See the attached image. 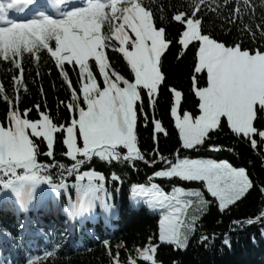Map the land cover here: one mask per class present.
Returning <instances> with one entry per match:
<instances>
[{"label":"snow or ice","instance_id":"6c2138e0","mask_svg":"<svg viewBox=\"0 0 264 264\" xmlns=\"http://www.w3.org/2000/svg\"><path fill=\"white\" fill-rule=\"evenodd\" d=\"M47 2L0 0V58L19 73L12 76L13 95L0 83V100L9 106L0 120V190L13 194L19 210L29 209L41 185L60 192L69 187L68 178L75 177L72 186L78 189V198L64 210L69 222L83 221L98 203L103 214L110 216L115 207L108 202V177L88 168L94 158L131 167L143 162L153 169L149 181L201 182L202 188L174 185L171 194L158 183L132 185L136 197L147 198L149 205L163 209L158 235L150 237L146 246L127 251L124 260L120 251L126 249L125 244L116 245L113 251L110 242L104 241L110 264H162L157 257L162 245L188 249L197 222L212 204L205 192L215 199L220 213L230 211L252 191L264 195V180L256 183L247 168L188 154L205 147L211 152L223 151L212 142V136L224 127L254 150L264 145V44L257 43V32L264 40V16L255 23L256 0H183L171 5L170 17L155 0H78L79 6L75 0H53L55 12L51 14L40 10ZM230 4L231 10L221 17V10ZM259 7L264 10V0ZM208 13L221 17L231 26L229 31L248 35L252 43L245 44L239 35L224 41L207 23ZM173 22L180 25L175 37L167 32V24ZM174 44L181 49L177 59L194 49L190 90L198 97V114L183 109L185 93L169 86L163 70V57ZM109 49L122 54L130 78L113 67ZM41 51L53 58L68 89L69 98L59 100L55 115L47 108L42 87L41 102L20 108L21 90L27 92L24 57L27 54L39 62ZM66 66L76 72L75 81ZM163 88L171 96L170 116L181 144L170 156L163 155L159 147L144 152L138 139V121L146 128L151 125L156 145L161 134L168 135L164 122L155 115ZM60 106L67 117L60 114ZM33 111L36 118H30ZM57 142L66 146L63 157L70 164L56 159ZM42 156L47 162L40 160ZM53 170L58 171L54 174ZM111 179L123 182L115 171ZM194 204L195 212L184 219ZM245 224L264 227V209L254 218L232 221L231 231L242 230ZM20 227L23 231V224ZM4 235L16 239L10 233ZM210 238L215 237L202 234L199 242ZM223 244L231 247L228 233ZM54 254L27 255L24 264H44Z\"/></svg>","mask_w":264,"mask_h":264},{"label":"trees","instance_id":"16d2710c","mask_svg":"<svg viewBox=\"0 0 264 264\" xmlns=\"http://www.w3.org/2000/svg\"><path fill=\"white\" fill-rule=\"evenodd\" d=\"M183 2V0H155V4L165 7V15H172L171 5ZM223 3L224 0H217ZM257 7L254 14L255 23L260 22L264 16V10L259 7L260 0H256ZM233 5L221 10V17L227 15ZM207 23L212 26L216 35L224 41L231 42L237 39L238 35L245 44H251L248 35L239 34L235 29L229 31L230 25L217 17L215 13H208ZM248 17H245V23ZM222 23L225 25L221 27ZM180 30L178 23H168L167 32L175 37ZM257 43L264 44L257 32ZM255 46V45H253ZM181 49L174 44L163 57V70L166 73L170 87H176L185 93V100H182L184 110L198 114V97L190 90V74L192 72L194 49H189L183 57L177 59ZM40 60L36 62L27 54L23 63L25 66L24 80L27 84V92L21 90L20 108H28L43 99L41 87L46 94L47 108L56 114L59 100L69 98L62 76L54 64L53 58L46 51L39 53ZM107 55L115 69H118L126 77L131 74L122 54L111 49ZM71 78L75 81L76 72L71 71V66H66ZM19 75L18 70L7 61L0 58V83H3L9 95H13L14 84L12 76ZM100 78L98 77V80ZM171 96L168 88H163L159 97V105L156 110V117L162 119L168 135L159 136L158 145L154 144L151 125L144 127L142 121H138V139L142 150L150 153L155 147H159L161 153L170 156L181 147L178 129L170 116ZM8 105L0 100V120H3L8 110ZM61 115L67 117L68 113L62 106L59 107ZM30 118H36V112L30 113ZM212 142L222 146L220 152L205 151L202 148L197 153H188L195 156H211L216 159H225L234 166L245 167L255 178L256 183L264 180V145H258L257 149L230 132L227 127L212 136ZM66 146L57 142L55 156L57 160L70 164V160L63 157ZM41 161L47 162V158L40 157ZM161 165H157L159 168ZM88 168H94L102 172L106 177V187L109 193L108 202L114 204L115 210L110 216L103 214L99 203L93 209V214L86 216L83 221L69 222V217L64 211L70 205L75 204L78 198V189L73 187L76 183L75 177L68 178L69 187L57 192L50 197L46 190L38 188L33 203L27 211L19 210L15 203L13 194L0 190V248L2 250V261L4 264H24V258L30 255L43 257L46 251L55 254L44 261V264H110L108 252L104 241L110 242L115 251V246L125 244L127 247L120 251L121 259H127V251L135 247L146 246L149 238L158 235L160 214L152 212L146 203L136 206L131 202L132 185L143 183L149 184L158 182L163 188L169 190L172 186L192 187L201 186V182H184L179 179H153V169L143 162L137 161L135 167L128 163L111 164L94 158ZM54 174L58 170H53ZM115 171L122 175L123 182H114L111 173ZM205 197L212 201L202 219L197 222V230L193 234L188 249L176 250L174 246L162 245L158 249L157 257L162 264H264V227L260 224L251 226L245 224L242 230L231 231L232 221L246 220L264 209V195L259 191H252L247 198L243 199L230 211L220 213L218 204L214 198L205 192ZM44 208H46L44 210ZM194 204L187 210L184 219L195 212ZM57 210V212L54 211ZM30 216L27 224L24 215ZM39 218V219H38ZM44 222V223H41ZM23 224V231L20 225ZM27 226V229H26ZM4 233H10L16 239H10ZM228 233L231 240V247L223 244L224 234ZM202 234L212 237L206 243H200ZM28 235L30 237H28ZM253 236L255 239H253ZM18 241H20L18 243ZM55 246V247H54ZM135 253L133 252V255Z\"/></svg>","mask_w":264,"mask_h":264},{"label":"rangeland","instance_id":"374dc122","mask_svg":"<svg viewBox=\"0 0 264 264\" xmlns=\"http://www.w3.org/2000/svg\"><path fill=\"white\" fill-rule=\"evenodd\" d=\"M196 157V156H195ZM194 157V158H195ZM199 157L201 158H211V159H216L214 157H211V156H202L200 155ZM217 160H225V159H217ZM230 162V161H229ZM152 183H158V182H152ZM150 184V183H149ZM149 184H146V185H149ZM159 184V183H158ZM42 189H44L45 187H47L49 190H48V193L50 195V197L54 196V194L56 193L55 190H53L50 186H45V185H41ZM186 189H189V188H202L201 186H192V187H184ZM166 192H168L169 194H171V188L169 190H166L165 188H163ZM130 199H131V202L133 204H135L136 206L140 205L141 203H146L148 206H149V209L150 211L152 212H158L161 216V213L163 211V209L159 208V207H153L151 205H149L147 203V198H143V197H136L134 195V193L132 192L131 195H130ZM189 217V215L187 216V218Z\"/></svg>","mask_w":264,"mask_h":264}]
</instances>
